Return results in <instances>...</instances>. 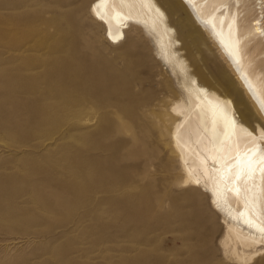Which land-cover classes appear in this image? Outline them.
<instances>
[{
  "label": "rangeland",
  "instance_id": "obj_1",
  "mask_svg": "<svg viewBox=\"0 0 264 264\" xmlns=\"http://www.w3.org/2000/svg\"><path fill=\"white\" fill-rule=\"evenodd\" d=\"M93 1L0 0V264H237L223 254L221 208L172 203L185 189L170 142L179 74L142 24L109 43ZM169 1V25L208 40L185 36L192 69L217 68L250 128H264V42L244 47V74L211 24L225 15L247 32L264 4L221 0L201 16Z\"/></svg>",
  "mask_w": 264,
  "mask_h": 264
},
{
  "label": "bare ground",
  "instance_id": "obj_2",
  "mask_svg": "<svg viewBox=\"0 0 264 264\" xmlns=\"http://www.w3.org/2000/svg\"><path fill=\"white\" fill-rule=\"evenodd\" d=\"M175 1V5L184 8L192 5L201 16H209L221 4V0ZM251 1L256 10H263V0ZM162 3L170 6L169 12L175 11L169 0H94L88 13L105 31L108 42L119 46L125 43L131 28L142 24L155 37L159 53L179 74L182 95L170 108L175 120L170 142L178 153L185 189L178 196L181 199L172 203L186 201L199 211L203 207L211 211L221 208L225 213L220 218L224 256L237 264H250L264 255V155L260 149L264 128H250L253 117L241 112L235 98L237 90L232 95L233 84L223 80L217 68L209 64L210 74L197 65L192 69L185 36L202 41L203 45L208 40L191 22L190 28L177 33L169 25ZM211 24L223 54L239 63L247 74L244 47L251 40L264 42V16L256 19L247 32L240 30L237 20L225 15L216 17ZM181 44L185 53L179 49ZM132 57L129 50L125 51L127 66L133 64ZM212 80L227 92H217L210 86ZM202 189L211 197L209 206L203 204ZM256 264H264V257Z\"/></svg>",
  "mask_w": 264,
  "mask_h": 264
}]
</instances>
